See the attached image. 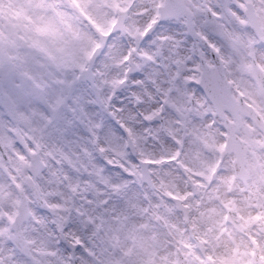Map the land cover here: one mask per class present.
Masks as SVG:
<instances>
[{
    "label": "rangeland",
    "instance_id": "374dc122",
    "mask_svg": "<svg viewBox=\"0 0 264 264\" xmlns=\"http://www.w3.org/2000/svg\"><path fill=\"white\" fill-rule=\"evenodd\" d=\"M129 1L0 0V76L27 118L16 126L0 110L8 156L0 160V264H71V256L78 264H175L177 245L188 264H253L252 246L264 261V92L257 93L249 67L250 55L264 67V48L255 45L241 0L179 1L219 50L232 92H243L262 116L259 124L240 116L238 134L249 143L244 182L232 178L221 121L192 81L199 55L207 58V52L179 20L157 22L164 0H131L125 32L106 39L93 67L94 87L77 82L81 56L86 60L102 39L113 7ZM253 1L263 39L264 0ZM205 4L219 14L214 23L199 13ZM24 71L33 79H25ZM123 77L125 86L110 99ZM32 81L46 88H32ZM157 95L166 99L164 128L150 119ZM126 134L138 157L153 160V188L140 182ZM33 148L45 163L36 185L28 172ZM174 155L176 164L167 161ZM18 187L31 211L20 238L8 226ZM35 193L49 210L36 206ZM228 207L240 216L237 227L224 220Z\"/></svg>",
    "mask_w": 264,
    "mask_h": 264
},
{
    "label": "water",
    "instance_id": "95a60500",
    "mask_svg": "<svg viewBox=\"0 0 264 264\" xmlns=\"http://www.w3.org/2000/svg\"><path fill=\"white\" fill-rule=\"evenodd\" d=\"M173 0H168L167 3H165L162 6V12L161 16H169V17H175L178 13V10H171V4L173 3ZM179 11L181 13L186 14V11L183 9L181 5H179ZM204 15L206 18L209 20H214L215 15L210 13L208 10L203 11ZM181 15V14H178ZM249 15V14H248ZM187 16V21L186 24L188 26V30L191 32L192 29V24L190 21V18ZM250 18V15H249ZM118 26V25H117ZM100 50V47L96 48V51L94 53V56L96 53ZM94 56L91 57L89 61V68L86 71H83L82 77H89L90 75V66L92 64V61L94 59ZM216 64L212 67H204V70L202 72V76L199 81V86L205 91V93L208 95V97L212 100L215 109L217 112L222 113L224 110H229L231 111L233 117L235 118V122L227 123V132H228V137H227V144L226 148L228 149H234L237 153V157L234 160L235 168L238 174L242 173V165L245 162L244 155H245V148H240V140L238 141L236 135L234 134V130L237 129V118H238V113L240 111L245 112L250 118L253 120L258 121V115L254 112L253 108L243 102L240 98L238 101L234 100L233 97L230 96L229 94V84L227 83V80L225 78V75L223 74L222 66L221 64L215 59ZM213 68V69H212ZM256 82L258 83L259 86L264 85V77L262 74L258 73L256 78ZM264 88V86H263ZM3 98V94L0 89V99ZM3 109L6 112V114L10 117L12 120H16V115L10 106L8 102L3 103ZM238 144V146H237ZM0 154L2 157H4V150L3 147L0 145ZM30 170L32 172V175L35 177L43 168L42 163L38 159V155L36 152L30 154ZM142 177V175H141ZM22 194V193H21ZM23 195V194H22ZM20 208V214L17 216V219L12 222V226L16 233L19 235L20 233V224L22 220L26 219L28 217V210L26 209V203L21 199V201L18 204ZM185 263V260H183ZM73 264H76L74 261ZM183 264V263H182Z\"/></svg>",
    "mask_w": 264,
    "mask_h": 264
},
{
    "label": "flooded vegetation",
    "instance_id": "af4514ba",
    "mask_svg": "<svg viewBox=\"0 0 264 264\" xmlns=\"http://www.w3.org/2000/svg\"><path fill=\"white\" fill-rule=\"evenodd\" d=\"M243 2H244V0L242 1V8L244 7ZM256 14H257V19H258V23H259V31H258V35H256V36H259V35H262V26H261L260 21H259V14H258L257 12H256ZM255 44L264 47V38H263L259 43H256V42H255ZM255 60H256V62L259 61V59H256V58H255ZM24 75L26 76V77H24L25 79H31V78H32V77H31L32 74H31L30 72H28V71H24ZM32 79H33V78H32ZM32 83H34V81H32ZM31 87L33 88L34 85H31ZM159 102L162 103L161 100H159ZM14 105H15V108L17 109V111L20 113L19 108H18V105H17V103H16L15 101H14ZM22 116H23V115H22ZM23 118H24L23 120H24V125H25V122H27V118L24 117V116H23ZM22 123H23V122H22ZM175 164H176V162H175ZM150 166H152V165L149 164V168H150V177H151V179H152V184H153V187H154L153 169H152ZM175 168H176V167H175ZM152 184H151V185H152Z\"/></svg>",
    "mask_w": 264,
    "mask_h": 264
}]
</instances>
